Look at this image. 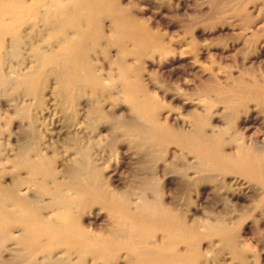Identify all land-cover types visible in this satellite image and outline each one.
Here are the masks:
<instances>
[{
	"label": "rangeland",
	"instance_id": "1",
	"mask_svg": "<svg viewBox=\"0 0 264 264\" xmlns=\"http://www.w3.org/2000/svg\"><path fill=\"white\" fill-rule=\"evenodd\" d=\"M0 199L3 264H264V0H0Z\"/></svg>",
	"mask_w": 264,
	"mask_h": 264
},
{
	"label": "bare ground",
	"instance_id": "2",
	"mask_svg": "<svg viewBox=\"0 0 264 264\" xmlns=\"http://www.w3.org/2000/svg\"><path fill=\"white\" fill-rule=\"evenodd\" d=\"M151 205V204H150ZM0 206H3V201L0 199ZM152 206V205H151ZM146 207H148V204L146 203V202H143L142 203V207H141V209H143V210H141V212H143V214H145L144 212H146V210H148V208H146ZM158 207V206H157ZM150 213V212H149ZM38 233V232H37ZM37 233H35V234H37ZM39 234V233H38ZM22 241H23V243L24 244H26V242L29 244V243H33L34 242V240H29L28 238H26V239H22ZM0 264H3V262H1L0 261Z\"/></svg>",
	"mask_w": 264,
	"mask_h": 264
}]
</instances>
